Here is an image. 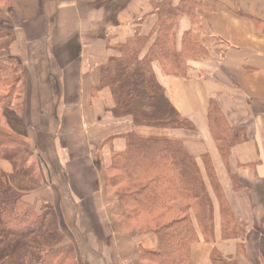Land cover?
I'll list each match as a JSON object with an SVG mask.
<instances>
[{
    "label": "crops",
    "instance_id": "crops-1",
    "mask_svg": "<svg viewBox=\"0 0 264 264\" xmlns=\"http://www.w3.org/2000/svg\"><path fill=\"white\" fill-rule=\"evenodd\" d=\"M8 1L15 38L8 54L0 50V61L10 57L22 66L23 132H15L16 125L0 132L36 156L42 153L47 178L39 164L43 187L24 200L36 210L38 199L53 208L63 235L59 246L73 247L78 264H142L144 251L159 249L154 232L122 230L119 199L106 190L111 154L123 153V136L134 132L145 140L182 143L198 160L213 203V235L207 240L197 226L190 264H214L215 253L230 264H264V0H192L195 20L185 15L177 21L174 52L181 54L185 35L193 33L210 41L209 59L189 61L186 77L153 63L166 97L194 131L134 127L131 118L116 116L111 89L101 88L103 68L120 57L116 46L146 37L140 58L146 57L165 0ZM171 2L178 7L184 0ZM212 102L237 140L227 159L211 131ZM202 157L209 158L238 236L225 237L227 222ZM0 169L15 173L4 159Z\"/></svg>",
    "mask_w": 264,
    "mask_h": 264
},
{
    "label": "trees",
    "instance_id": "trees-1",
    "mask_svg": "<svg viewBox=\"0 0 264 264\" xmlns=\"http://www.w3.org/2000/svg\"><path fill=\"white\" fill-rule=\"evenodd\" d=\"M196 9L192 0H184L178 7H174L171 0H165L164 4L158 7L160 21L157 40L143 59L140 57L148 43L146 37L136 35L126 44L115 47L120 57L111 60L103 68L101 88L111 89L117 117L131 118L134 127L195 130L192 122L183 118L171 105L164 89L157 82L153 63H165L162 65L168 75L186 77L189 61L206 60L201 56L207 57L210 53L207 48L210 41L196 37L193 33L185 35L183 52L174 53L173 37L176 23L185 15H190L195 20ZM49 23L53 24L51 20ZM172 52V57L176 61L173 63L172 71H167L169 65L167 62ZM7 65L13 67L14 73H21L22 66L16 60H1L0 73L8 71L4 69ZM139 78L144 80L145 87L137 82ZM1 82L0 80V84ZM21 83V77H18L15 84L10 87L14 90L17 85L22 87ZM60 93L59 85L57 95L60 96ZM156 105L158 111L153 114L150 108L152 106L155 108ZM10 108L11 105L6 107L9 110ZM209 121L219 151L223 158L227 159L237 140L214 102L209 109ZM123 138L126 150L123 153H113L111 165L105 170L108 173H105L106 190L110 193L111 189V193L120 202V211L117 215L120 227L123 231L154 232L159 236L161 240L159 249L144 251L141 256L142 264H190L189 249L198 239L197 226L207 240L213 235V203L198 160L189 155L179 142L145 140L134 132ZM21 146L22 144L0 132V159L14 164L16 158L14 155L9 156L7 151L13 152ZM201 160L205 164L207 178L220 203L223 221L227 222V227L225 226L223 231L225 237L238 236L239 233L232 224L234 219L215 180L209 158L202 157ZM19 162H22L20 157ZM15 167L18 168L15 174H19V166ZM1 173L4 174L2 171ZM7 188L5 190L12 195L16 192L9 186ZM5 190L4 185L1 186L0 194L6 192ZM4 208L5 214H10L2 224L12 236L26 239L27 231H47L48 225H44L43 216H36L33 207L25 203L20 194L13 198V202L7 201ZM41 220L43 222L40 224ZM36 223L44 227L36 229L34 228ZM34 233L30 232L28 236ZM62 240L61 235L60 242ZM58 245L50 252L64 259L66 264L69 262L77 264L73 247ZM45 249V245L35 246L31 241L18 243L9 251L11 252L9 260L13 259L12 264H32L31 258L37 257L39 260L36 263L44 264L49 253V250ZM213 263L230 264L216 253L213 255Z\"/></svg>",
    "mask_w": 264,
    "mask_h": 264
},
{
    "label": "rangeland",
    "instance_id": "rangeland-1",
    "mask_svg": "<svg viewBox=\"0 0 264 264\" xmlns=\"http://www.w3.org/2000/svg\"><path fill=\"white\" fill-rule=\"evenodd\" d=\"M9 13H11V6L9 4V1L0 0V16L2 15L7 18V20L6 18L4 19L2 18L0 20V50H5V52H6V49H8L12 45L14 38H15L13 28L11 27L8 21ZM52 25L53 24L51 23L48 24L49 29L52 28ZM210 45H211L210 43L207 44V48H209ZM6 53L8 54L9 52H6ZM172 56H173V52L172 54L169 55L170 59L167 62V64H169L166 68L168 69L167 71H172V68L174 65L173 63H175L176 61ZM201 57H204V59H206L205 61H207V59H209L210 57V53L208 54L207 57L203 55ZM3 60H16V59L6 57ZM162 64H165V63L162 62ZM4 69L8 71H6L5 73H0V80L2 81L0 84V131L3 130L5 132H8V130H12V127L16 125L18 128L16 129L15 132L22 133L23 129L21 127V121H20L21 117H20L19 112L22 111V94L24 93L25 89L22 83H21L22 87H20L19 85L17 86L15 85L16 88L14 90H12L11 89L12 87H10L12 86V84H15V80L18 77L19 78L21 77V80H22L23 78L22 68H21V73L19 72L14 73V71H12L13 67H10L9 65L5 66ZM137 82L141 83L142 84L141 86L144 85L143 87H145V84H143L144 82L143 79L139 78L137 79ZM42 90L43 92L47 94H49L50 92V90L46 87L43 88ZM7 95L9 96L6 97ZM143 104L145 105V103ZM10 105H11L10 110L6 109V107H9ZM150 110L153 114H155L156 111H158L157 105L155 108L152 106ZM10 111H12V113H10ZM115 112H116V109H115ZM154 129H159V128H154ZM160 129H167V128H160ZM5 135L9 136L10 138H12L14 141L17 142V138L7 133H5ZM20 148L15 149V151L13 152L7 151L9 156L14 155V157L16 158L13 166H14L15 171L16 169H18L15 166H19L20 173L19 174L14 173L12 175V174H7L6 172H3L4 174L2 175L1 173L2 170L0 169V187L4 185V190H5V189H8L7 186H9V188L11 187L16 191L13 195L11 192H8L7 190H5L6 192L4 193L8 192V194H4V193L0 194V264H12L13 259L9 260V257L11 256V252L9 251L15 248L18 243H22V242L27 243L29 241H31V243L34 244L35 246L45 245L47 249L45 250L46 251L49 250V253L46 257L47 262H45L44 264H66L64 259H61L56 254H52V252H50V250H52L53 247L56 248L57 245L60 243V236L62 235V233L59 230L58 219L55 213L53 212V208L45 201L43 200L40 201V199L37 200V202H40L39 203L40 209L38 210H36L35 206H32V207L35 211L36 216H43L42 219L45 223L44 225L46 224L48 225L47 231L44 232L43 230H37V231L30 230V231L25 232L26 233L25 236L27 238L22 239L21 236H12V234H10L11 232L7 231L6 226L2 224L3 220L6 217H9V214H10V213L5 214L6 210L4 207L7 206V201L13 202V198L15 199L17 195L20 194L23 197V201L27 203L24 200V195L27 193L39 190L43 187L41 180H40L41 178L39 177L40 172L38 173L39 164H40V167H43V170L46 175V171L44 167V165L46 164L43 163L44 161L42 158L43 157L42 153L38 152L40 154L36 156V152L35 153L31 152L30 149L23 144ZM21 150H23V152ZM19 157L22 159L21 163L19 162ZM112 158H113V154H111V162H112ZM105 173L106 172H104V175ZM46 178H47V175H46ZM110 192H111V189H110ZM29 219L30 221L32 220L30 217ZM43 221L41 220L39 221V223L41 224V222ZM39 223H36L34 228L39 229V228L44 227V225L39 226L40 225ZM30 232L31 233L35 232V233L34 235L28 236ZM45 254H47V252ZM16 259H18V257H16ZM31 260H32L31 261L32 264L34 263L37 264L36 261H38L39 259L37 257H34L33 259L31 258ZM73 263L69 262L67 264H73Z\"/></svg>",
    "mask_w": 264,
    "mask_h": 264
}]
</instances>
